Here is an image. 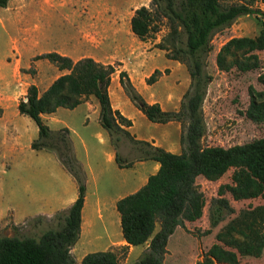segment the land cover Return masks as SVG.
<instances>
[{"label":"trees","instance_id":"16d2710c","mask_svg":"<svg viewBox=\"0 0 264 264\" xmlns=\"http://www.w3.org/2000/svg\"><path fill=\"white\" fill-rule=\"evenodd\" d=\"M11 1L0 0V8H8ZM258 3L264 5V0H234L232 3L224 0H151L149 6L135 10L131 19L133 34L141 42H147L166 27L167 34L155 48L164 51L167 59L184 65L191 84L180 109L165 111L159 103L146 101L127 72H120L119 82L129 100L151 123L178 122L181 125L180 154L137 140L131 134L132 120L113 108L109 94L116 73L114 65H105L92 58L75 62L57 52L34 59L47 60L60 71L69 73L56 79L42 94L36 85H31L17 109L38 127V138L32 142L31 149L57 155L78 185V198L68 210L60 212L58 227L46 230L38 239L0 235V264H79L72 251L81 238L87 174L76 156L70 129L51 130L43 115L55 114L61 108L75 110L91 97L99 103L100 124L110 136L120 169L132 168L135 162L154 161L160 165L145 186L120 199L116 205L126 242L118 250L126 256L131 247L149 245L133 264H164L170 238L176 230L186 221L194 223L203 217L206 198L197 185L199 177L216 182L233 170L232 185L219 188V203L225 208L230 207L224 198L226 193H230L235 201L264 198V138L230 148L202 146L207 132L203 106L214 79L207 73L208 58L214 50L213 38L243 16L260 17L263 29L259 35L231 38L217 53L216 65L225 73L234 69L242 73L262 69L258 53L264 51V10L255 7ZM168 72L155 70L146 80L147 85L156 84ZM260 81L264 83V73ZM246 114L252 122L264 123L263 94L252 93ZM123 139L138 148L139 158L128 162L121 157L119 143ZM226 236L230 237V233L220 236L219 240ZM80 264L122 263L117 251L107 250L87 254ZM203 264L241 262L235 252L216 244L206 254Z\"/></svg>","mask_w":264,"mask_h":264},{"label":"rangeland","instance_id":"374dc122","mask_svg":"<svg viewBox=\"0 0 264 264\" xmlns=\"http://www.w3.org/2000/svg\"><path fill=\"white\" fill-rule=\"evenodd\" d=\"M128 1L55 0L57 7L43 12L42 0H12L8 9L0 8V62L8 61V58L14 59L21 54L24 62L27 63L34 55L59 53L62 49L69 48L78 37L79 26L85 24L88 17L92 27L90 39L103 38L102 32L105 30L100 25L105 18L103 8L109 9L110 7L109 12L112 14L115 12L114 9L125 8L127 5L132 10L135 7L148 6L151 0H137V3H128ZM224 2L232 3L234 0H224ZM255 7L264 10L262 3L256 4ZM19 8L23 14L20 18L17 16ZM75 11H78L77 17H73L72 20L68 18ZM4 20H6V27L2 24ZM28 23L31 28L40 26L41 36L37 45L26 42L25 31ZM262 29L260 17L243 16L231 28L217 33L213 38L214 50L208 58L207 73L214 79L209 86L203 106L207 126L206 135L202 140L204 148H230L264 138V123L256 124L249 120L246 114L252 93L264 95V83L260 81V76L264 73V51L258 53L262 61V69L257 71L242 73L234 69L225 73L221 72L216 65L217 53L231 38H254ZM167 32L168 29L162 27L161 32L154 37L155 39L158 36L163 38ZM12 39L17 40V43L14 44ZM155 39H150L147 43ZM136 44L140 47V44ZM153 58L152 63L143 64L145 67H143V72H146L152 65H156L159 68H172L173 74L171 75L169 71L160 84L149 87L148 90L145 89L142 95L148 102H162L165 103V110L175 111L177 105L175 102H170L169 97L177 98L181 94L184 79L187 77L191 79L190 74L187 68L179 69L177 63H170L166 57L159 54L149 56V59ZM112 61L115 62V60ZM114 66L116 72L120 70L118 62H115ZM30 69L25 71L36 78L35 83L40 92L46 91L49 84L59 75L52 76L47 66H44L42 76L39 78L36 77L38 76L36 66L32 65ZM3 70L9 74L8 68ZM113 76L118 79V74ZM22 99L20 97L17 100L16 94L10 97L8 102L9 124L7 128L0 129V235L38 239L46 230L58 227L61 211L51 217L37 216L21 220L22 217L28 213L47 209L50 204H56L68 194L74 181L55 153L31 149L32 142L38 138V127L29 117L19 114L17 104ZM130 105L136 109L132 103ZM132 108H127L129 114H133ZM1 113L2 110H0ZM86 115L85 108L76 112L63 109L46 124L54 131L64 126L70 127L75 133L71 138L73 143L77 144L81 156L84 152L80 139H85L91 149V164L98 175V182L94 187L103 202L128 192L133 179L138 180L142 176L149 178L154 174L152 164L142 168L140 170L142 173L134 176L120 171L115 161L110 163L107 146L98 135L99 132H103L105 139H109L110 136L108 138V132L100 126L98 117L97 121L93 122L95 118L93 114L89 116L92 124L86 131L84 125ZM150 124L147 120L137 118L136 133L159 139L165 138L181 144L182 127L181 134H179L176 126L156 128ZM107 145L113 146L111 139ZM119 145V153L126 161H133L140 157L138 148L128 140H121ZM232 174L233 170H230L216 182L207 181L203 177L197 179V185L206 198L203 217L194 223L186 221L184 226L176 230L170 238L164 264H203L206 261V254L216 244L235 252L241 264H264V198L235 201L230 193H226L224 198L229 201L230 207H223L219 203L221 199L219 188L222 185H232ZM122 183H127L129 186L125 190H119ZM90 200L89 211H92L90 216L94 226L91 233L85 234L82 241H79L72 251L77 262L79 263L80 255L86 249L88 254L115 250L120 254L122 264H133L138 261L149 245L139 246L132 253L130 248L126 256L118 250V247L124 245H107L113 239L115 240L118 234L122 236L121 226L117 225L114 219L117 210L104 207L102 217L99 218L100 216L94 214L93 209L96 198L91 197ZM12 211L17 216L16 220ZM159 230L158 225L157 231ZM229 233L230 237L226 236L219 240L220 236L224 237ZM231 239L233 242H230ZM87 240L91 242L87 243ZM229 242L230 244H225Z\"/></svg>","mask_w":264,"mask_h":264},{"label":"crops","instance_id":"0c3cea01","mask_svg":"<svg viewBox=\"0 0 264 264\" xmlns=\"http://www.w3.org/2000/svg\"><path fill=\"white\" fill-rule=\"evenodd\" d=\"M135 2L137 3V0L128 1V3H135ZM61 4H63L62 1H61ZM41 6L43 7L42 11L46 12V10L55 9L57 7V4L55 3V0H42ZM9 7H10V4L8 8ZM8 8H4V9H8ZM108 8L110 9V7ZM138 8H140V6L135 7L132 10L131 7L127 5L125 8L119 7L118 9H114L115 12H113L112 14L109 12V9L103 8V12H105V16H104L105 18L100 23L101 27L105 30L102 32L103 38L90 39V37H92V31H91L92 27L90 25V21L88 20L89 18L88 17L86 23L81 24L79 26L78 28L79 34H78V37L76 38V41L72 45H70L69 48L62 49L59 52V54L70 57L75 62L83 58H92L95 61L105 64V65H114L115 62H118L120 70H117V72L114 74V75L118 74V79H116L113 76L112 82L109 88V94H110L113 108L115 110H119L126 118L132 120L133 126L130 128L129 131L131 132L132 135H134L137 138V140L150 142L154 144L155 146L165 149L168 152L180 154V151H181L180 142L175 143L165 138L159 139L154 136H143V135H138L136 133L137 118L144 120V121L147 120L148 122L150 121L137 108L135 109V108L130 107L131 106L130 103L132 102L129 100V98L125 94L119 82L120 72L125 71L129 75L133 85L137 88V90L141 94H144L143 92L145 91V89L148 90L147 88L149 87L157 86L164 79V77H166L164 75L156 84L152 86H148L146 83V80L153 74L155 70H160V71L169 70L171 75L173 74L172 68H169V67L159 68L156 65H152L146 72H143V69L145 68L143 64L145 65L150 64L154 60V58L149 59L150 55L159 54L162 57H166V53L164 51L154 48L155 45L161 42V39H162L161 36H158V38L155 39L153 42L150 41L149 43H147V42H141L133 34L132 28H131V19L134 15L135 10H137ZM77 12L78 11H75L74 14L70 15L68 18H70L71 20L73 19V17L76 18ZM17 16L19 18L23 16L20 8L17 9ZM2 24L4 27H6V20H4ZM25 33L27 37L26 42L28 44H34V45L38 44V39L41 36L40 26L31 28L28 23ZM12 41L14 44L17 43V40L15 39H12ZM136 43L140 44V47ZM43 54H46V53L34 55L33 57L29 59V62L27 63L24 62L23 55L21 54L20 55L18 54L19 58H18V55L14 59L8 58V61L9 59H11L12 63H10L11 61L8 62L5 60H3V62H0V83H1L0 110H2V113L0 114V129H4L5 127L7 128L9 124V121H8V116H9L8 115L9 105L8 104L9 103L8 102L10 100V97L16 94L17 100L20 97L24 99L27 94L28 88L31 85H36L35 83L36 78L31 76L29 73L24 72L25 70L28 71L32 67V65H35L37 69V75H38L36 77H39V78L42 76V73H43L42 67L44 66H47L52 76L55 74H59L56 79L69 73L68 71H60L55 65L51 64L47 60H38V61L34 60L37 56H40ZM112 60H115V62H113ZM168 60L170 61V63H177L176 65L181 70H184L186 68L184 67V65L180 64L179 62H176L170 59ZM4 68L9 69V74L4 72L3 70ZM54 81H52L49 84V87L52 85ZM190 84H191V79H189L188 77L185 78L181 94L177 98H175L174 96L169 97V101L175 102V105H177V109L175 111L179 110L183 96L186 93V91L189 89ZM20 85H22V87H20ZM44 92L39 91L40 94ZM148 103L154 104L158 102L149 101ZM18 104H17V107H18ZM159 104L162 106L164 110L166 109L165 103L161 102ZM128 107L132 108L133 114H129L127 110ZM82 108H85V111L87 112V115L84 118V125L87 131L88 128L92 124V120L89 117L91 114L95 116L93 122H96L97 121L96 118L98 117L99 118L98 120L100 123V106H99L98 101L94 97H91L88 102L83 103L82 105H80L79 107H77L75 110H72V111L76 112ZM61 110L63 109L62 108L58 109V111L52 115H43V120L45 121V123H48V121H51V119L55 118V116H57ZM165 111H168V110H165ZM171 125L176 126V128L179 131V134H181V125L178 122H171L168 124H153V123L150 124V126L152 127L156 126V128H162L165 126L168 127ZM63 128L70 129L72 137L73 135H75L74 131L70 127L64 126ZM104 134L105 133L103 132H99L98 136L103 140L104 144L107 146L108 159L110 163H113L116 158V150L113 146L109 147V145H107L110 142V138L108 135L109 139H105ZM80 145L82 146V150L84 152L83 156L80 155V152L77 148V144L74 142L75 152L77 154V157L82 163L86 171V174H87V193H86L85 205H84L83 212H82V226H81L82 230H81V238L79 240V241H82V239L84 238V235L85 234L89 235L91 231L93 230V226H94V222L92 220V217L90 216V213L92 211L91 212L89 211L91 197L96 198V202L93 206V209L95 211L94 214L95 213L98 214L100 216L99 218H101L104 207H106V209L110 207V208H114L117 210L116 208L117 202L120 199L140 190L143 186L146 185L148 178L147 177L144 178L142 176V177H139L138 180H136V178L133 179V182L131 183V186L128 192H126L125 194L114 196L109 201L103 202L98 197L96 189L94 187V185L97 184L98 182V175L96 174L95 169L93 168L91 164V159H90L91 149L87 145V142L85 141V139H80ZM149 164H152V171L154 174H156L160 168V165L154 161L135 162L132 168L120 169L118 167V169L120 171H123L124 173L127 172L135 176L138 173H142V171L140 170L144 167H147ZM72 181H74V183H72L68 194L63 199L58 200L56 204H53V205L50 204L47 209L38 210L37 212H34V213L27 212L28 214L24 215L21 220L26 219V218H34L37 216L51 217L53 214L57 212L68 210L78 198V185L73 177H72ZM128 186L129 184L122 183L120 184L119 190H125ZM12 212L16 220L17 216L15 215L14 211ZM117 213H115V216H114V219L116 220L115 223L121 226V218H120L119 213L118 214ZM87 241H88L87 243L91 242V240H87ZM107 245L109 246L126 245V242L123 239V235L121 236L118 234L117 238H115V240L113 239ZM136 248L137 247H131V253ZM86 252H88L87 249L86 251H82L80 255L81 257H80L79 263H81L83 258L88 254Z\"/></svg>","mask_w":264,"mask_h":264}]
</instances>
